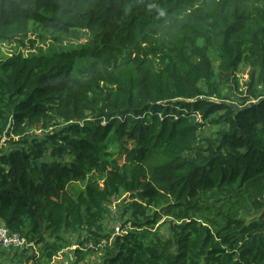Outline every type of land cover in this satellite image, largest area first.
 I'll list each match as a JSON object with an SVG mask.
<instances>
[{
    "label": "trees",
    "instance_id": "obj_1",
    "mask_svg": "<svg viewBox=\"0 0 264 264\" xmlns=\"http://www.w3.org/2000/svg\"><path fill=\"white\" fill-rule=\"evenodd\" d=\"M5 44L0 226L40 246L17 264L74 242L95 264H264V0H0Z\"/></svg>",
    "mask_w": 264,
    "mask_h": 264
},
{
    "label": "rangeland",
    "instance_id": "obj_2",
    "mask_svg": "<svg viewBox=\"0 0 264 264\" xmlns=\"http://www.w3.org/2000/svg\"><path fill=\"white\" fill-rule=\"evenodd\" d=\"M51 38V36H49ZM49 38V39H50ZM65 46V47H63ZM37 47H41L43 50H47L48 48L53 51V52H60L62 50L66 49H71L74 46H70L68 45V43L66 42H60V41H56V40H52L50 41H45V42H41L40 44H37ZM18 51H20L23 54H28L32 52L31 47L29 46V44L25 43V45H20L18 47ZM4 53H12L11 48L8 45H2V47H0V57H2L1 55ZM247 79H248V74L247 71L242 70L241 72L237 73V81L238 84L240 86L239 92L241 91H245L246 89V83H247ZM232 98L236 97L235 94H230ZM238 96V94H237ZM230 104H233L236 106V103L233 102H229ZM199 116V115H198ZM200 117V116H199ZM215 127H210V125H206V127L204 128L203 132H205L207 135L206 136H210V134L214 131ZM9 139V138H8ZM8 140H3L0 141V148L1 149H7L9 147L8 145ZM126 196H123L121 199L113 201L111 203V206H109V209L111 211V219H109L108 222V228H114V226L119 225L118 223L120 221H118L119 216L116 214L117 212V208L116 205L118 203H120V201L125 198ZM118 206V205H117ZM163 231H165V228H163ZM72 242V240H71ZM72 244V243H71ZM67 245L69 247H66L62 253H61V257L55 258L52 260L51 264H95L96 262H98L96 260L98 254H94L92 256H88L83 262L79 261L78 262V258L76 257V253H74L75 249H79V245L77 242H74V245L71 246ZM78 246V247H76ZM27 248V246H24L21 249H17L13 246L8 247V246H1L0 245V264H17V262L20 261L21 259V252L24 250V248ZM40 249V246H39ZM31 249H30V253L29 255L32 256L31 254ZM33 262L38 260V258H33L32 259Z\"/></svg>",
    "mask_w": 264,
    "mask_h": 264
},
{
    "label": "built area",
    "instance_id": "obj_3",
    "mask_svg": "<svg viewBox=\"0 0 264 264\" xmlns=\"http://www.w3.org/2000/svg\"><path fill=\"white\" fill-rule=\"evenodd\" d=\"M196 118L198 119L199 116L196 115ZM120 232L119 226H114V235L118 234ZM0 245L8 246V247H15L17 249H21L24 246H27V248L31 249V252H33L36 256V259L39 258V246L34 245L33 243L28 244L26 240L22 237H20L16 233L10 232L7 228L0 226ZM26 248V247H25ZM61 257V253H59L55 258Z\"/></svg>",
    "mask_w": 264,
    "mask_h": 264
},
{
    "label": "water",
    "instance_id": "obj_4",
    "mask_svg": "<svg viewBox=\"0 0 264 264\" xmlns=\"http://www.w3.org/2000/svg\"><path fill=\"white\" fill-rule=\"evenodd\" d=\"M262 218H264V209H263V211L261 212V214L259 215V219H262Z\"/></svg>",
    "mask_w": 264,
    "mask_h": 264
}]
</instances>
